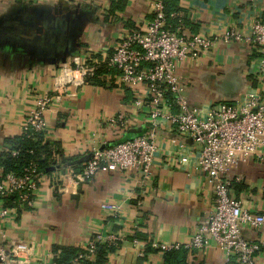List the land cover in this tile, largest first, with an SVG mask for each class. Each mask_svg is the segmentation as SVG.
Instances as JSON below:
<instances>
[{"label": "crops", "instance_id": "0c3cea01", "mask_svg": "<svg viewBox=\"0 0 264 264\" xmlns=\"http://www.w3.org/2000/svg\"><path fill=\"white\" fill-rule=\"evenodd\" d=\"M150 1L122 0L121 8L112 9L117 0H0V151L6 138L20 134L32 98L51 93L69 68L108 55L125 32L151 18ZM178 2L175 18L183 22L187 33L218 35L210 51L182 66L190 104L231 102L257 88L259 53L222 36L247 35L252 20L258 15L264 18V0ZM106 74L98 76L101 85L68 84L66 93L46 109L49 139L60 146L59 164L47 169L49 175L57 169L77 171L93 146L146 129L144 113L129 108L131 92L116 82L113 73L105 85ZM116 116L126 120L124 129L109 125ZM156 147L146 185L118 171L100 172L67 193L57 192L46 181L34 198V207L6 224L5 239L32 243L35 257L27 264H36L52 258L55 247L82 248L97 233L117 232L123 240L102 264H163L164 253L155 250L138 256L132 237L185 243L207 214L211 188L194 168L199 146L177 134L173 126L165 124L157 131ZM229 178L232 194L242 206L263 214L264 159L250 158ZM70 181L65 183L72 186ZM103 202L119 206L118 216L105 218L100 210ZM243 235L264 240V226L258 231L244 229ZM185 258L186 264H236L226 261L214 244L203 252L186 251ZM255 264H264V253L256 256Z\"/></svg>", "mask_w": 264, "mask_h": 264}, {"label": "built area", "instance_id": "2783aa9c", "mask_svg": "<svg viewBox=\"0 0 264 264\" xmlns=\"http://www.w3.org/2000/svg\"><path fill=\"white\" fill-rule=\"evenodd\" d=\"M164 1L151 0V18L125 32L104 58L69 68L51 93L32 98L20 133L32 130L50 140L44 119L46 109L66 93L68 84L79 86L93 78L96 70L104 68L108 72L102 79L105 85L110 83L111 73L115 74L116 82L132 94L129 108L144 113L147 127L144 132L117 142L93 146L89 159L77 171L67 168L63 173L57 169L46 175L39 172L34 162L19 176L3 173L0 168L1 264H27L35 257L32 243L6 240L4 232L6 224L34 207V198L46 181L52 182L57 192L67 193L87 184L100 172L118 171L131 174L138 178V184L146 185L157 150V131L165 124L173 126L192 145L199 146L194 168L210 185L211 198L205 218L194 226L185 243L152 240L149 247L160 253L179 249L203 252L214 244L226 261L233 260L236 264H255L256 256L264 253V240L254 241L243 235L244 229L258 231L264 226V213L245 209L232 194L229 178L233 170L250 158L264 159V18L255 17L247 35L231 32L222 36L226 41L244 42L259 53L257 88L243 92L231 102L213 101L205 107L194 106L185 93L188 81L181 73L182 66L196 62L210 51L218 35L204 31L187 33L180 20L171 24L164 11ZM109 125L124 129L126 120L116 116L109 120ZM68 181L72 186L65 183ZM100 210L107 218L117 217L120 208L112 202H103ZM122 240V234L117 232L97 233L83 247L86 253L79 254L71 264L93 261L97 245H114ZM131 244L139 249L138 256L146 255V241L132 238ZM36 264L57 263L52 256Z\"/></svg>", "mask_w": 264, "mask_h": 264}, {"label": "trees", "instance_id": "16d2710c", "mask_svg": "<svg viewBox=\"0 0 264 264\" xmlns=\"http://www.w3.org/2000/svg\"><path fill=\"white\" fill-rule=\"evenodd\" d=\"M178 1L179 0H165L163 2L164 11L171 24H176L177 22V19L171 15L176 14L175 12L178 11ZM121 2L122 0H117V2L112 5V9L121 8ZM105 71L107 72V69L105 70L104 68L96 70L93 78H89L86 81L96 85H101V82L98 80V76ZM5 144V148L0 151V168L3 173L11 172L19 176L29 163L34 162L36 163L39 172L48 174L47 169L49 167L59 164L57 161V157L60 155L59 144L51 142L47 139L45 140L43 134L40 132H34L32 130L21 132L16 136L6 138ZM94 237H92V239H94ZM132 238L140 240V238H137L136 236H133ZM119 245L120 243L114 245H97L94 260H84L83 263L102 264L106 257L113 253ZM152 250L154 251V249L149 247V242H147L145 253L147 254ZM52 251L54 261L57 264H71L72 260L79 254L86 253L83 247H55ZM185 257L186 250L184 249L165 252L163 256V264H186Z\"/></svg>", "mask_w": 264, "mask_h": 264}, {"label": "water", "instance_id": "95a60500", "mask_svg": "<svg viewBox=\"0 0 264 264\" xmlns=\"http://www.w3.org/2000/svg\"><path fill=\"white\" fill-rule=\"evenodd\" d=\"M51 170L53 169V168H50Z\"/></svg>", "mask_w": 264, "mask_h": 264}]
</instances>
